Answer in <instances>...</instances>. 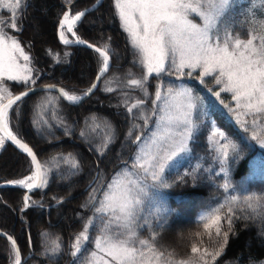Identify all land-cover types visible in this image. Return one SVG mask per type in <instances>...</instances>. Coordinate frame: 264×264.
I'll return each instance as SVG.
<instances>
[{
  "label": "trees",
  "instance_id": "trees-1",
  "mask_svg": "<svg viewBox=\"0 0 264 264\" xmlns=\"http://www.w3.org/2000/svg\"><path fill=\"white\" fill-rule=\"evenodd\" d=\"M96 1L24 0L16 17V23L22 30H5L8 35H14L19 40L31 58L32 77L35 80L32 88L55 85L70 94L81 95L94 83L102 67L98 54L87 48L62 44L58 28L68 9L75 14ZM251 3H256L255 11L264 7L259 4V0H240V4L245 6ZM25 4L28 6L25 7ZM34 7L51 9L49 20L45 23L50 41H40L33 34ZM3 14L5 22L11 19L9 13ZM98 18L107 23L105 28L95 29L92 21ZM75 31L81 40L101 48L107 46L109 50L112 67L98 90L77 106L68 104L54 91H43L17 103L18 107L15 105L9 114L12 131L33 149L48 175L47 186L33 194L32 199L44 198L46 204H52L74 194L72 200L68 201H72V205L64 206L70 223L61 228L55 224L58 217L52 213L56 209L49 215L40 208L23 212L25 191L20 188L0 189V230L16 240L23 257L31 254L24 264H73L74 258L69 254L71 244L82 230L84 221L93 215V205L82 207L89 200L90 185L96 183L97 173L100 175V183L106 185L119 168L125 165V161L130 163L134 148L127 134L131 131L133 136L142 138L154 123L155 116L151 115V111L155 109L152 99L157 80L149 78L148 98L142 97L138 90L123 86L129 73L137 78L142 73L140 67L133 63L138 58L133 55L127 33L123 31L115 15L113 0H105L95 12L81 21ZM241 36H244L243 32ZM78 60L89 66V70L84 72L85 78L81 77L83 72L72 67L75 63L81 64ZM197 75L198 73L191 77L185 75L175 80L187 84L193 90V96L199 97L198 107L209 111L216 125L239 145L242 158L239 162L232 163L230 154L229 174L225 177L220 171L217 153L209 141L211 128L206 119H197L194 112L196 127L189 156L177 169L165 174L170 187L159 189L155 200L156 208L147 203L141 213L148 218L152 228L156 227L157 216L162 213L167 216L165 229L157 236L156 243L161 251H172L177 258L191 256L194 244L201 249L207 247L214 251L223 243L222 236L216 237L214 229L211 230L210 239L202 223L197 222L201 213L215 208L231 194L241 197L250 194L264 195V148L251 139V129L245 132L233 118L229 119L233 115L227 113L224 105L234 107L230 94L221 93L220 100L224 101L221 104L212 94L218 86L207 82L201 84ZM205 79L208 81L211 78ZM108 80H115L116 87L112 92L103 89ZM5 85L13 95L21 93L26 87L15 81H5ZM124 93L128 95L125 96ZM140 98L147 100L143 106L144 113L149 116L147 123L141 119H133L132 114L126 111V100L131 103ZM133 111L136 112L135 109ZM97 124L99 127H96ZM134 124L138 127H133ZM81 132L84 136H81ZM109 133L112 142L103 149L104 154L101 156L98 149H101L104 137ZM10 159H14L15 163H9ZM72 159L79 163L78 169L70 166ZM32 171L30 158L4 142L0 151V184L20 180ZM193 171L196 176L194 181L190 176H185V173ZM226 179L232 185L228 192L220 187ZM97 187L100 191L99 186ZM97 199H100L99 195ZM233 208L235 216L232 228L228 231L227 244L223 246V252L217 257L215 264H264V223L259 218L244 219L246 213L251 215L247 208L243 212L237 206ZM226 211L222 209L221 215ZM138 231L144 239L149 238L147 226ZM222 231H227L226 224ZM259 232L262 234L257 238ZM89 235L91 240L93 228L89 229ZM55 244L60 245V251L57 257L49 259L47 249ZM86 247L91 245L86 244ZM13 260L12 245L0 236V264H12Z\"/></svg>",
  "mask_w": 264,
  "mask_h": 264
},
{
  "label": "snow or ice",
  "instance_id": "snow-or-ice-1",
  "mask_svg": "<svg viewBox=\"0 0 264 264\" xmlns=\"http://www.w3.org/2000/svg\"><path fill=\"white\" fill-rule=\"evenodd\" d=\"M23 2L0 0V9H7L11 16L7 22L0 18V148L7 139L31 157L35 173L9 183L32 192L35 188L47 186L46 173L42 171V165L33 150L18 139L9 127V111L29 94L35 83L30 56L25 53L19 40L8 35L5 30H22L16 23V17ZM259 4L264 6V0H259ZM113 7L123 31L127 33L133 55L138 58L133 63L140 67L142 73L139 78L129 73V78L123 81L125 88L138 90L142 97L148 98L149 78L154 77L159 81L162 76L176 75L181 78L198 73L201 84L207 82L218 86L216 91H209L221 104H224L220 100L221 93L230 94V100L235 104L234 107L224 105L227 113L235 116L245 132L251 129V139L264 148V7L255 11L256 3L245 6L240 4V0H113ZM84 16V11L75 15L67 11L63 14L59 22V39L63 44L87 43L78 37L74 41L69 40L65 35L67 31L76 37L74 26ZM241 32L244 36H241ZM87 47L93 48L101 60L102 67L96 76V81H99L109 70V50L107 46L101 48L87 44ZM21 58L25 63L19 62ZM208 77L211 79L206 81ZM5 81H15L26 87L21 94L13 95ZM96 86L93 83L83 95H70L63 89L58 91L71 104L77 105L92 95ZM161 87L158 84L154 92L152 103L156 108L151 111V115L158 116L159 131L151 133L143 142L140 136H133L131 131L127 134L131 143L136 144L131 164L135 171H130L125 161L124 168L106 185L100 183L99 173L96 183L90 185L89 200L82 207L93 205V215L84 221L82 230L71 244L69 254L74 258L73 264H215L223 252V246L227 244L228 231L232 228L235 216L233 206L239 207L242 212L245 208L250 210L251 215L246 213L244 219L259 218L264 223V195L241 197L231 194L215 208L201 213L197 220L208 231L210 239L212 229L216 237L222 236L223 243L216 250L210 251L207 247L201 249L194 244L191 256L177 258L172 251H161L157 247V236L165 229L167 216L163 213L157 216L156 227L152 228L148 218L141 215L144 210L142 206L145 197H148L149 188L153 190L151 203L157 199L160 188L170 187L165 177L166 169L171 170L173 166L169 162L178 163L176 158L190 151L188 142L196 127L193 113L197 114V119L207 120L220 171L225 177L229 174L230 154L232 163L242 158L239 145L216 125L209 111L198 107L199 97L193 96L190 87L179 86L176 90L170 87L166 94H162ZM48 88L55 90L54 85ZM114 90L112 87L105 89L107 92ZM144 98L131 103L126 100L125 107L133 119L147 123L149 116L143 111L147 102ZM133 127L138 126L134 124ZM81 136H84L83 132ZM220 140L224 143H220ZM111 142V134H106L101 149H98L101 156L104 154L103 149ZM70 166L75 169L80 167L74 159L70 161ZM185 176H190L193 181L196 179L194 171L185 173ZM149 179L151 184L147 183ZM220 187L228 192L232 185L226 179ZM232 191L235 192V189ZM97 195L100 199L96 198ZM30 199V196H24L25 207L30 206ZM222 209L227 210L224 215H221ZM225 224L227 231H222ZM145 226L150 232L147 239L141 238L138 231ZM90 228L94 230L91 240ZM7 239L11 241L14 264H22L16 240L11 236ZM86 244L91 247H86ZM59 251V244L49 247V259L57 257Z\"/></svg>",
  "mask_w": 264,
  "mask_h": 264
},
{
  "label": "rangeland",
  "instance_id": "rangeland-1",
  "mask_svg": "<svg viewBox=\"0 0 264 264\" xmlns=\"http://www.w3.org/2000/svg\"><path fill=\"white\" fill-rule=\"evenodd\" d=\"M89 8V7H88ZM88 8H85V9H83V10H81V11H84V10H86V9H88ZM50 10L51 9H44V8H36V7H34L33 9H32V11H33V13H35V17H34V19H33V21H32V31H33V34H34V36L38 39V40H40V41H50V39L48 38V33H46V28H45V23H47L46 21H48L49 20V13H50ZM67 12H70V14H72L71 13V10L69 9V10H67ZM3 13H8V10L7 9H0V18H2L3 20L5 19V18H3ZM76 14V13H75ZM74 13L72 14V15H75ZM90 14H92V13H90ZM90 14H88V15H90ZM87 15V16H88ZM86 16V17H87ZM85 17V18H86ZM92 23H93V26L95 27V29H101V28H105L106 27V24L107 23H104V22H102L99 18L96 20V21H92ZM41 25V26H40ZM65 35H66V37L69 39V40H71L70 39V35H69V33L67 32V31H65ZM10 36H14V35H10ZM15 37V36H14ZM16 38V37H15ZM59 41H60V39H59ZM61 43H62V41H60ZM88 43V42H87ZM63 44V43H62ZM91 44V43H90ZM93 45V44H92ZM22 46V45H21ZM26 53V52H25ZM27 54V53H26ZM29 55V54H28ZM30 61H31V59H30ZM79 62H80V60H78ZM21 64H23V63H25L23 60H22V58L20 59V61H19ZM81 64H73L72 65V67H73V69L74 70H78V71H80V72H83V75H81V77L83 78H85V74H84V72L85 71H88L89 70V66H88V64L86 63L85 64V62H83V61H81L80 62ZM82 65V66H81ZM30 67H31V65H30ZM76 68V69H75ZM73 70V71H74ZM61 72H63V71H61ZM70 72V71H69ZM185 72H187V69L185 70ZM68 73V72H67ZM194 74V73H193ZM175 78H177V76L176 75H171V76H162V79H160L159 81L157 80V85L159 84V85H162V87H161V92H162V94H166V90L168 89V88H173L174 90H176L179 86H186V87H189L187 84H185V83H183V82H179V81H176L175 80ZM177 79H179V78H177ZM107 87H112L113 89L116 87L115 86V80H108L107 82H105L104 83V85H103V89L105 90ZM35 95V94H34ZM75 95V94H74ZM234 102V101H233ZM234 104H235V102H234ZM154 105V104H153ZM154 107L156 108V105H154ZM193 115H194V113H193ZM193 118V117H192ZM232 118L235 120V122L237 123V124H239L237 121H236V119H235V116H232ZM240 125V124H239ZM241 126V125H240ZM9 127H10V124H9ZM11 128V127H10ZM195 129V128H194ZM12 130V129H11ZM157 131H159V128H158V116H155V118H154V123H153V125H152V127L148 130V132L146 133V135L144 136V137H142V138H140L141 139V141L143 142L144 140H145V138L147 137V136H149V135H151V133H153V132H157ZM209 131L211 132V130L209 129ZM13 132V131H12ZM13 134H15L14 132H13ZM194 134H195V132H194V130H193V135H192V139H193V137H194ZM16 135V134H15ZM17 136V135H16ZM18 137V136H17ZM192 139L188 142V147H189V149H191V147H190V144H191V141H192ZM212 140H213V137H212V132H211V134H210V136H209V141H210V144H212V146L214 147V145H213V143H212ZM220 143H224V141L223 140H220ZM141 146H143V143L141 144ZM134 148V149H133ZM133 150H132V155H131V157H130V159H131V161H130V163H128V166H129V170L130 171H135L134 169H132L131 168V164H132V157L134 156V154H135V151H136V144H134L133 143ZM1 149L2 148H0V151H1ZM189 153H190V151L187 153V154H181V157H179V158H176L177 160H178V163H176V162H174V161H171V162H169L170 164H172L173 166L171 167V170H167L166 169V171H165V174L167 173V172H169V171H172V170H175V169H177L185 160H186V158L189 156ZM9 163H11V164H14L15 163V160L14 159H10L9 160ZM124 166L125 165H123V166H121L120 168H119V170L116 172V173H118L122 168H124ZM35 173V171L33 170L32 172H30L27 176H29V175H32V174H34ZM46 173V172H45ZM116 173H115V175H116ZM114 175V176H115ZM27 176H25V177H27ZM113 176V177H114ZM25 177H23V178H25ZM112 177V178H113ZM22 178V179H23ZM111 178V179H112ZM147 183L148 184H151L152 183V181L149 179L148 181H147ZM152 195H153V190L151 189V188H149V190H148V197H145V202H144V204H143V206L144 205H146L147 203H149V201H150V198L152 197ZM73 196H74V194L73 195H68L67 196V199H69L70 197H72L73 198ZM156 200V199H155ZM155 200L154 201H152L150 204L153 206V207H155L156 208V206H157V202H155ZM69 201V200H68ZM68 201H66V202H64L60 207H58V208H56V212L55 211H53L52 213H54L57 217H58V220H57V222L55 223V224H57V225H59L61 228L63 227V228H65V227H67L68 225H69V221H68V217L65 215V211L67 210L66 209V207L67 206H71L72 204V201H71V203H69ZM67 202H68V204H67ZM64 206H66V207H64ZM142 206V207H143ZM26 208H29V207H23L22 208V211L23 210H26ZM57 213H58V215H57ZM53 214V215H54ZM50 223V222H49ZM259 234H262V233H258L256 236H257V238L259 237ZM262 237L264 238V234L262 235ZM141 238H143V237H141ZM23 258H25V257H23ZM12 264H14V260H13V262H12Z\"/></svg>",
  "mask_w": 264,
  "mask_h": 264
},
{
  "label": "water",
  "instance_id": "water-1",
  "mask_svg": "<svg viewBox=\"0 0 264 264\" xmlns=\"http://www.w3.org/2000/svg\"><path fill=\"white\" fill-rule=\"evenodd\" d=\"M105 2V0H97L93 5H91L88 9H86V10H84V12H85V16L84 17H82V19H81V21L88 15V14H90V13H93V12H95L103 3ZM68 13H70V12H68ZM81 21H78L77 22V24L74 26V27H76ZM77 37H75L74 38V40L76 39ZM87 44H90V43H86V44H76V43H71L70 45L71 46H74V47H83V48H87V49H89V50H92V51H94V49L93 48H89V47H87ZM95 47H98V46H96V45H94ZM95 52V51H94ZM111 67H112V61H111V57H110V61H109V70H108V72H106L105 74H104V76H102V77H100V80L99 81H96V79H95V81H94V83H96V89L92 92V95H90V96H88V97H85L79 104H77V105H80V104H82V103H84L85 101H87L90 97H92L93 95H94V93L97 91V89L99 88V85H100V83H101V81H102V79L109 73V71H110V69H111ZM48 86L49 85H45V86H41V87H34V88H32V90L29 92V94L27 95V96H25L23 99H25V98H27V97H29V96H32V95H34V94H37V93H40V92H42V91H49L50 89L48 88ZM55 86V85H54ZM59 89H61L60 87H58V86H55V90H51V91H55L62 99H64L67 103H69V104H71V102H69V101H67L64 97H62L61 95H60V93H59ZM19 94H21V93H19ZM19 94H17V95H19ZM20 101H18L17 103H19ZM71 105H73V104H71ZM14 106V105H13ZM10 112V111H9ZM15 135V134H14ZM18 138V137H17ZM19 139V138H18ZM21 140V139H20ZM7 143H9L11 146H13L14 148H16V149H18L19 151H21V152H23V150L22 149H20L17 145H15V144H13L11 141H9V140H5ZM23 143H25L23 140H21ZM27 144V143H26ZM28 145V144H27ZM29 146V145H28ZM30 147V146H29ZM31 148V147H30ZM32 149V148H31ZM33 150V149H32ZM34 152V151H33ZM23 153H25V152H23ZM35 153V152H34ZM25 154H27V153H25ZM36 154V153H35ZM37 156V155H36ZM31 158V157H30ZM37 160L40 162V160H39V158L37 157ZM40 164H41V162H40ZM42 165V164H41ZM42 171H44V169H43V166H42ZM1 188H22V187H20L19 185H16V184H12V183H3V184H0V189ZM22 189H24V188H22ZM41 188H35V189H33L32 190V192H28V190L27 189H25L26 190V195L27 196H30L32 193H34V192H36V191H38V190H40ZM72 197H70L69 199H64V200H62V201H59V202H56V203H53V204H50V205H43V204H41L42 203V201L41 202H39L38 204H35V205H30L29 206V208H43V209H45L46 211H47V213L49 214V212H50V210L51 209H53V208H58V207H60L64 202H66V201H68V200H70ZM0 235L3 237V238H5L9 243H11V241H9L8 239H7V237L8 236H10V235H8V234H6V233H3V232H1V230H0ZM14 239V238H13ZM17 247H18V245H17ZM30 258V256H27V257H25V258H23V256H22V254H21V261H22V264H24L28 259Z\"/></svg>",
  "mask_w": 264,
  "mask_h": 264
},
{
  "label": "bare ground",
  "instance_id": "bare-ground-1",
  "mask_svg": "<svg viewBox=\"0 0 264 264\" xmlns=\"http://www.w3.org/2000/svg\"><path fill=\"white\" fill-rule=\"evenodd\" d=\"M74 31H75V27H74ZM69 34L72 35L71 33H69ZM72 36H73V35H72ZM70 95H71V94H70ZM70 200H72V198H71ZM70 200H69V201H70Z\"/></svg>",
  "mask_w": 264,
  "mask_h": 264
},
{
  "label": "flooded vegetation",
  "instance_id": "flooded-vegetation-1",
  "mask_svg": "<svg viewBox=\"0 0 264 264\" xmlns=\"http://www.w3.org/2000/svg\"><path fill=\"white\" fill-rule=\"evenodd\" d=\"M43 202H45L44 198H42Z\"/></svg>",
  "mask_w": 264,
  "mask_h": 264
}]
</instances>
